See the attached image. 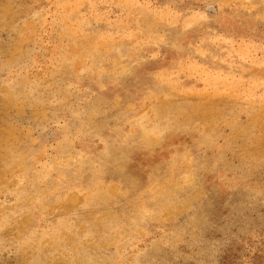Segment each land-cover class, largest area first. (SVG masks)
<instances>
[{
  "label": "rangeland",
  "instance_id": "rangeland-1",
  "mask_svg": "<svg viewBox=\"0 0 264 264\" xmlns=\"http://www.w3.org/2000/svg\"><path fill=\"white\" fill-rule=\"evenodd\" d=\"M0 264H264V0H0Z\"/></svg>",
  "mask_w": 264,
  "mask_h": 264
}]
</instances>
